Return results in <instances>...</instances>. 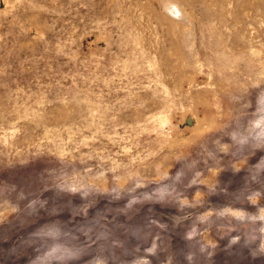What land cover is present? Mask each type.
Returning <instances> with one entry per match:
<instances>
[{
    "label": "rangeland",
    "instance_id": "374dc122",
    "mask_svg": "<svg viewBox=\"0 0 264 264\" xmlns=\"http://www.w3.org/2000/svg\"><path fill=\"white\" fill-rule=\"evenodd\" d=\"M264 264V0H0V264Z\"/></svg>",
    "mask_w": 264,
    "mask_h": 264
},
{
    "label": "clouds",
    "instance_id": "9594fccd",
    "mask_svg": "<svg viewBox=\"0 0 264 264\" xmlns=\"http://www.w3.org/2000/svg\"><path fill=\"white\" fill-rule=\"evenodd\" d=\"M145 264H147V262H145Z\"/></svg>",
    "mask_w": 264,
    "mask_h": 264
}]
</instances>
